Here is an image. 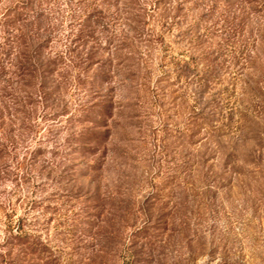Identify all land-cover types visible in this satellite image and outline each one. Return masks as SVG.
<instances>
[{
    "label": "rangeland",
    "instance_id": "374dc122",
    "mask_svg": "<svg viewBox=\"0 0 264 264\" xmlns=\"http://www.w3.org/2000/svg\"><path fill=\"white\" fill-rule=\"evenodd\" d=\"M202 2L173 22L174 8L161 4L146 20L153 37L134 40L138 58L117 65L123 56L100 51L97 72H112V103L97 98L91 108V80L73 78L64 114L62 103L55 116L40 104L32 128L7 130L0 255L21 218L24 230L66 253L113 248L99 264H130L142 245L137 264H264V0L252 9ZM58 19L56 50L78 27L66 11Z\"/></svg>",
    "mask_w": 264,
    "mask_h": 264
},
{
    "label": "trees",
    "instance_id": "16d2710c",
    "mask_svg": "<svg viewBox=\"0 0 264 264\" xmlns=\"http://www.w3.org/2000/svg\"><path fill=\"white\" fill-rule=\"evenodd\" d=\"M242 1L249 5L257 0ZM199 2L203 4L202 0H12L0 6V151L8 146L3 139L7 130L32 128L31 116L38 105H42V112L50 110L48 114L53 116L61 103V114L67 111L62 96L71 85L70 79L74 78L78 86L86 78L91 80V108L98 105L97 98L102 104L112 103V72L100 70L104 75L97 72L104 64L100 51L110 50L118 58L123 56L117 65L126 62L128 56L138 58L131 55L134 40L153 37V30L146 28V20L157 15L159 10L161 12V4L164 7L172 5L174 13L170 20L173 22L178 20V12L183 6ZM60 11H66L70 24L74 22L78 27L76 31L70 29L61 38L64 47L56 50L52 43L61 31ZM229 15L230 27L235 17L230 10ZM239 21L242 23V18ZM206 53L204 55H208ZM134 60L132 64L139 62V59ZM108 63L112 65L111 60ZM69 66L77 69V74L68 76L66 68L68 70ZM92 66L95 70L89 73ZM104 85L110 88V94L102 93ZM108 107L111 105L96 109L108 115ZM96 126L90 132L97 140V133L93 131ZM83 134L78 131L77 136ZM34 158L33 155L31 159ZM17 225L15 234H10L5 253L0 255V264H99L101 260L97 262V257L114 254L110 246L95 245H78L66 253L65 247L51 246L24 230L23 219L21 223L20 218ZM143 248L142 245L130 252V264L139 262V256L144 254Z\"/></svg>",
    "mask_w": 264,
    "mask_h": 264
}]
</instances>
